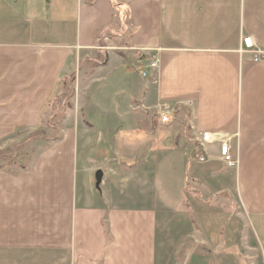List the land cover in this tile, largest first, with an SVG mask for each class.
I'll return each mask as SVG.
<instances>
[{
  "label": "crops",
  "instance_id": "crops-1",
  "mask_svg": "<svg viewBox=\"0 0 264 264\" xmlns=\"http://www.w3.org/2000/svg\"><path fill=\"white\" fill-rule=\"evenodd\" d=\"M84 1L96 6L0 0V147L38 128L75 62L104 55L84 70L62 137L27 169L0 170V264H156L158 216L184 205L192 214L200 209L184 202L188 171L197 169L188 163L194 140L161 132L149 115L164 102L187 111L195 141L219 134L236 151V167L225 169L216 147L192 183L230 197L233 184L244 208L237 210L264 216V62L238 51L244 36L264 52V0ZM123 34L125 47L115 49L129 52L135 71L144 64L140 77L102 43ZM152 51L155 73L145 69ZM92 87L95 95L81 102ZM171 177L176 203L163 188ZM217 178L223 186L215 191Z\"/></svg>",
  "mask_w": 264,
  "mask_h": 264
},
{
  "label": "rangeland",
  "instance_id": "rangeland-1",
  "mask_svg": "<svg viewBox=\"0 0 264 264\" xmlns=\"http://www.w3.org/2000/svg\"><path fill=\"white\" fill-rule=\"evenodd\" d=\"M95 6L96 4L93 7H88L85 1L82 0V9L94 8ZM102 10V7H99L97 12ZM125 42L126 39L123 34L122 36H113L110 39H104L102 43L108 50H114L115 48L123 50ZM117 46H121L122 48L120 49ZM119 50L115 49L114 51L119 53L120 56L127 58L124 61V64L127 66L126 70L132 75L137 76L138 74L140 77V71L144 64H140V69L135 71L134 66L128 58L129 52L127 50H124L126 52ZM154 54L157 59L156 69L149 67L151 56ZM100 57L99 55L91 57L98 58V60L80 59L74 63L72 70L63 76L64 83H68L69 87L62 86L60 89L56 88V96L52 98V101L55 99L52 104L60 106L61 115L62 110L64 111L67 105H70L71 108L65 110L64 113L74 109L75 103L80 98L77 92L78 88L83 86L84 70L89 73L93 68L92 65L98 63L99 60L102 61L104 55L102 54ZM130 57L133 61L139 60V55H130ZM147 57L148 61L145 62L147 63L145 69H149L155 73L158 69V52L152 51ZM63 88H67L72 92V96L69 99L63 100L61 96ZM94 95V87L90 90H84V93L81 94V102L83 99L86 100ZM59 99H61L62 103L65 101L64 109ZM161 106H163V109L165 107L168 108L163 116L162 112H160ZM186 113L187 111L183 113L179 112L176 105L165 102L156 104L155 108L149 110L152 122L156 125L159 123L160 127L166 128L165 130L161 128V132L169 131L174 134L176 132L179 134V140L181 138L187 141L189 139L194 140L189 143L196 152L191 157L189 156L188 163H194L197 171L198 168H201L202 164H205L211 158L210 154L215 155L213 150H216V147L219 149L220 141L224 140V138L218 137L215 138L216 140L210 139L208 142L201 143V133L200 136L198 135L196 137L195 141L191 136L190 116L186 115ZM167 115L168 118L166 120L161 119V116L164 117ZM56 126L57 128L51 133L52 136H47L46 140L35 137L33 133L37 129L8 136L7 143L0 147V152H7L5 157L0 158V170L14 173L23 170L20 167H23L24 170L30 167L37 152L53 142V140H50L52 142L48 141L50 137L53 138L61 133L62 121L57 122ZM232 152L235 154L236 151ZM217 161L225 169H230L221 161L219 153L217 155ZM196 171L190 170L188 174H190V177L194 174H201V169L198 173ZM190 177L184 187V197L186 198L184 202L188 206L191 203L198 204L200 209L196 208L198 213L192 214L190 209L184 205L182 208L175 207V212L171 214L158 216L155 244L156 264H239L240 259L243 264H264V216H252L245 214L244 211L241 212L240 209L237 210L238 206L241 210L244 208L242 206V199L233 184L229 186L233 194V196L230 194L232 197L225 193L210 195V192L204 189L203 183L193 184ZM175 181V178L171 177L165 181L163 186L164 192L172 202H175L180 196V191L177 189L178 185ZM222 186L223 184L219 182L218 178L212 183L215 191L221 189ZM244 200L247 201L246 199ZM236 201L238 204L235 203ZM239 214L240 218H238ZM220 253L224 255L223 260L214 261Z\"/></svg>",
  "mask_w": 264,
  "mask_h": 264
},
{
  "label": "built area",
  "instance_id": "built-area-1",
  "mask_svg": "<svg viewBox=\"0 0 264 264\" xmlns=\"http://www.w3.org/2000/svg\"><path fill=\"white\" fill-rule=\"evenodd\" d=\"M239 54H244V53H249L252 55V58L256 61H262L264 62V52L261 51L252 41V39L250 37H241L240 39V46H239ZM149 67L152 69H156L157 67V59H156V55L154 54L153 56H151L150 59V64ZM143 77H145V73L142 74ZM168 108L165 107L163 109V106H161L160 112H162V116L164 115V113L166 112ZM161 119H167V116L162 117ZM164 120V121H165ZM221 136L218 134H211V133H202L201 134V143H205L208 142L210 139H214L218 138ZM200 143V144H201ZM201 156V154H200ZM219 156L221 161L224 163V165L227 168H232L235 167L237 164V159L235 154H233L231 147H230V138H225L224 140L220 141L219 144Z\"/></svg>",
  "mask_w": 264,
  "mask_h": 264
},
{
  "label": "trees",
  "instance_id": "trees-1",
  "mask_svg": "<svg viewBox=\"0 0 264 264\" xmlns=\"http://www.w3.org/2000/svg\"><path fill=\"white\" fill-rule=\"evenodd\" d=\"M112 7L114 9H117L116 4H114V5L112 4ZM62 86L69 87V84L64 83L63 79H61L59 81L57 89H60V87H62ZM57 89H56V92H57ZM61 96H62L63 100L69 99L72 96V92L67 88H63ZM54 100L53 101L50 100L46 104L44 110L42 111L40 124H39L36 132L33 133L36 138H41L43 140H46L47 136H49V135L52 136V134H51L52 131H54L57 128V126H56L57 122L59 123L60 121L63 120L64 111L71 108L70 105H67V108L64 111L62 110V115H61L60 106L52 104L54 102ZM59 101L61 102V99H59ZM64 102L63 103L61 102L63 109H64ZM60 136H61V133H59L58 136H55L53 138L50 137V139L48 141L52 142L50 140H53V142H54L56 140H59ZM6 153H7L6 151L0 152V158L5 157ZM20 169H24V168L20 167Z\"/></svg>",
  "mask_w": 264,
  "mask_h": 264
},
{
  "label": "water",
  "instance_id": "water-1",
  "mask_svg": "<svg viewBox=\"0 0 264 264\" xmlns=\"http://www.w3.org/2000/svg\"><path fill=\"white\" fill-rule=\"evenodd\" d=\"M101 177H102V173L97 172V174H96V186H98L100 184Z\"/></svg>",
  "mask_w": 264,
  "mask_h": 264
}]
</instances>
